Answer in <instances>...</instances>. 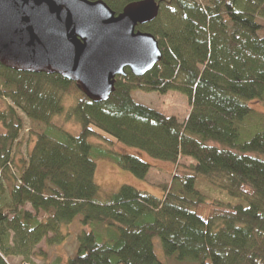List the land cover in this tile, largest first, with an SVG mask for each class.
<instances>
[{
    "label": "trees",
    "instance_id": "trees-1",
    "mask_svg": "<svg viewBox=\"0 0 264 264\" xmlns=\"http://www.w3.org/2000/svg\"><path fill=\"white\" fill-rule=\"evenodd\" d=\"M88 1L118 14L144 0ZM154 1L157 19L137 30L157 40L161 61L142 78L126 70L104 103L59 76L0 64V98L11 103L0 113V264L28 260L42 241L64 242L62 229L79 216L83 229L65 264H166L154 239L174 264H264V115L249 106H264V0ZM133 92L180 93L190 112L179 122L137 104ZM17 112L45 127L18 177ZM56 119L79 132L57 128ZM117 145L174 166L191 163L161 186V198L128 186L104 194L94 182L97 160L139 180L150 170ZM202 184L224 200L210 203Z\"/></svg>",
    "mask_w": 264,
    "mask_h": 264
},
{
    "label": "water",
    "instance_id": "water-1",
    "mask_svg": "<svg viewBox=\"0 0 264 264\" xmlns=\"http://www.w3.org/2000/svg\"><path fill=\"white\" fill-rule=\"evenodd\" d=\"M159 14L154 0L116 14L103 1L0 0V64L22 73L59 76L93 103H104L115 80L151 72L161 61L157 40L138 27Z\"/></svg>",
    "mask_w": 264,
    "mask_h": 264
},
{
    "label": "rangeland",
    "instance_id": "rangeland-1",
    "mask_svg": "<svg viewBox=\"0 0 264 264\" xmlns=\"http://www.w3.org/2000/svg\"><path fill=\"white\" fill-rule=\"evenodd\" d=\"M259 23H262L259 21ZM132 98L137 104H141L150 108L153 111L161 113L166 117H175L179 122L184 121L190 112V107L187 98L177 92H169L166 95L158 94H145L142 92H133ZM65 101L72 100L64 98ZM71 104V101L69 102ZM7 105H11L10 101L0 98V113L4 111ZM249 106L255 111L264 115V106L258 103H250ZM18 116L22 120V130L20 132L18 140L12 147V160L13 174L18 177L20 169L27 161V156L31 148L35 137L39 132L45 130V127L41 124L32 123L22 113L17 112ZM57 128L65 130L69 133L76 135L79 132V128L72 122H66L64 119H56L53 123ZM4 133V128L0 123V134ZM94 143L93 141H91ZM117 151L124 152L126 154L135 155L142 159L143 162L150 166V170L144 180L135 178L128 172H125L112 163L103 160L96 161V170L94 175V182L100 188L101 193L113 194L116 193L120 187L128 186L138 191L145 192L156 198H161L163 195L162 185L170 183L171 178L175 176H183L187 170L185 166L191 163V160H182L179 165L174 166L159 161L152 160L147 155L138 152L136 150L117 145ZM200 190L203 194L209 198L210 203H214L216 200L223 201V195L219 194L216 190L207 187V185H201ZM216 198V200H215ZM214 199V200H213ZM30 210V207H26ZM81 217L76 218L74 224L67 229H62V235H65L64 242L60 243L55 240L54 243L48 246L42 241L36 248L33 256L28 260L11 257L5 260L6 264H65L68 258H71L77 248V236L83 228L79 225ZM154 251L158 260L166 264H174L173 261L165 259L162 253L161 243L158 239L152 241ZM39 255L46 254L45 261Z\"/></svg>",
    "mask_w": 264,
    "mask_h": 264
}]
</instances>
